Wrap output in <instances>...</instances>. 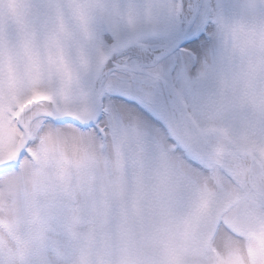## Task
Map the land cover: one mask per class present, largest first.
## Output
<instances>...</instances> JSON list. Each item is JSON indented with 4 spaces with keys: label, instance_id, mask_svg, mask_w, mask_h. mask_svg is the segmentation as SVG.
<instances>
[{
    "label": "snow or ice",
    "instance_id": "1",
    "mask_svg": "<svg viewBox=\"0 0 264 264\" xmlns=\"http://www.w3.org/2000/svg\"><path fill=\"white\" fill-rule=\"evenodd\" d=\"M0 264H264V0H0Z\"/></svg>",
    "mask_w": 264,
    "mask_h": 264
}]
</instances>
